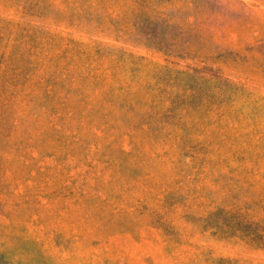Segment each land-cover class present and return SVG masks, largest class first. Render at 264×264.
Instances as JSON below:
<instances>
[{
  "label": "rangeland",
  "instance_id": "rangeland-1",
  "mask_svg": "<svg viewBox=\"0 0 264 264\" xmlns=\"http://www.w3.org/2000/svg\"><path fill=\"white\" fill-rule=\"evenodd\" d=\"M0 264H264V0H0Z\"/></svg>",
  "mask_w": 264,
  "mask_h": 264
},
{
  "label": "trees",
  "instance_id": "trees-1",
  "mask_svg": "<svg viewBox=\"0 0 264 264\" xmlns=\"http://www.w3.org/2000/svg\"><path fill=\"white\" fill-rule=\"evenodd\" d=\"M143 24L146 30L141 33L144 46L169 59L188 57V11L172 9L164 17L143 14ZM189 44H194V39Z\"/></svg>",
  "mask_w": 264,
  "mask_h": 264
}]
</instances>
